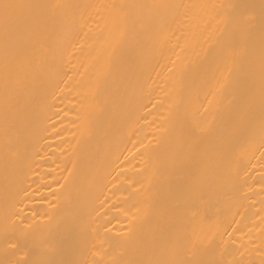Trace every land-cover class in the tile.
Wrapping results in <instances>:
<instances>
[{"label": "bare ground", "instance_id": "1", "mask_svg": "<svg viewBox=\"0 0 264 264\" xmlns=\"http://www.w3.org/2000/svg\"><path fill=\"white\" fill-rule=\"evenodd\" d=\"M0 264H264V0H0Z\"/></svg>", "mask_w": 264, "mask_h": 264}]
</instances>
